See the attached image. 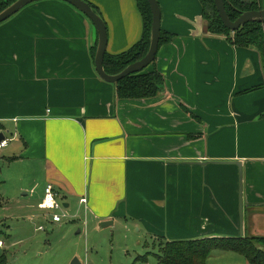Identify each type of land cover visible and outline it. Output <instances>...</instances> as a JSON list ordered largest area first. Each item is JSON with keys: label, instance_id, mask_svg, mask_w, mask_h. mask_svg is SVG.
<instances>
[{"label": "crops", "instance_id": "crops-1", "mask_svg": "<svg viewBox=\"0 0 264 264\" xmlns=\"http://www.w3.org/2000/svg\"><path fill=\"white\" fill-rule=\"evenodd\" d=\"M85 1L104 19L108 55L141 39L135 0ZM157 2L161 30L174 37L146 69L164 81L147 99H118L98 77L96 30L70 4L42 0L0 24V132L41 174L19 191L39 211L48 184L65 209L82 210L84 197L86 219L136 229L151 256L160 239L247 237L264 217L259 53L209 33L200 0ZM227 253L205 264H249Z\"/></svg>", "mask_w": 264, "mask_h": 264}, {"label": "rangeland", "instance_id": "rangeland-1", "mask_svg": "<svg viewBox=\"0 0 264 264\" xmlns=\"http://www.w3.org/2000/svg\"><path fill=\"white\" fill-rule=\"evenodd\" d=\"M3 134L9 144L0 149V259L4 257L7 264H134L138 257L153 251L137 240L136 229L127 230L123 223L100 227L98 222L86 219L76 205L66 208V213L75 218L58 225L41 218L44 212L36 209L37 201L23 196L29 191H19L21 184L40 180L37 164L15 159L17 143ZM27 205L33 208L26 209ZM257 218L255 232L247 230L248 238L264 236V217ZM38 227L44 230L36 231ZM227 255L234 256L213 252L211 258ZM147 258V264H159L153 256Z\"/></svg>", "mask_w": 264, "mask_h": 264}, {"label": "trees", "instance_id": "trees-1", "mask_svg": "<svg viewBox=\"0 0 264 264\" xmlns=\"http://www.w3.org/2000/svg\"><path fill=\"white\" fill-rule=\"evenodd\" d=\"M15 1L0 0V12ZM135 1L143 20L142 37L129 50L120 55L111 56L105 53L103 67L108 75H116L129 64L142 59L148 50L151 26L150 8L146 0ZM223 1L231 21L237 19L241 12L261 9L255 0ZM200 3L202 5L203 19L207 23V31L212 34L226 36L227 40L236 47L255 48L259 53L264 70V24L249 22L235 32H231L221 23L213 0H200ZM89 5L99 14L95 7L91 4ZM173 37V34L161 30L159 46L170 43ZM95 50L96 45L92 51V57H94ZM146 69L129 75L113 84L116 97L121 100L147 99L153 98L162 92L164 88L163 77L156 70L146 72ZM3 129L4 127L0 124V130ZM154 245L157 247L158 252L153 256L156 257L159 264H205L213 252H231L244 257L249 264H264V237H221L187 241H166L160 239ZM148 255L147 253L138 257L134 264L137 262L147 264ZM0 264H7L4 257L0 259Z\"/></svg>", "mask_w": 264, "mask_h": 264}, {"label": "water", "instance_id": "water-1", "mask_svg": "<svg viewBox=\"0 0 264 264\" xmlns=\"http://www.w3.org/2000/svg\"><path fill=\"white\" fill-rule=\"evenodd\" d=\"M42 0H16L12 4H10L7 8L0 12V24L4 23L12 16L17 14L20 10L25 8L26 6L33 4L35 2H39ZM64 1L71 6H73L76 10L81 12L93 25L94 29L97 33V45L94 54V67L95 72L98 77L110 84H115L121 79L139 73L145 70L155 59L158 47H159V39H160V31H161V11L157 0H146L150 12H151V26H150V37H149V46L145 56L126 66L121 72L116 75H108L104 71L103 61L106 53L107 46V29L106 25L101 18V16L96 13L92 7L85 0H61ZM216 12L218 17L223 24V26L231 31L235 32L240 27L249 22H258L264 24V9H260L258 11H247L241 12L239 17L234 21H231L227 15L225 10V5L223 0H213ZM5 139L3 132H0V142ZM64 207H67L66 204H63ZM242 204L240 202V214H241ZM112 222H103L100 224V227L111 226Z\"/></svg>", "mask_w": 264, "mask_h": 264}, {"label": "built area", "instance_id": "built-area-1", "mask_svg": "<svg viewBox=\"0 0 264 264\" xmlns=\"http://www.w3.org/2000/svg\"><path fill=\"white\" fill-rule=\"evenodd\" d=\"M7 140L6 138L0 142V149L6 147ZM79 204L84 212L87 211V200L86 198H80ZM38 208L44 213L42 216L49 219L54 224L61 223L64 219L75 218L76 215L70 217L66 213V209L63 203L57 198L53 186L48 184L44 189V196L41 202L38 204ZM34 218V217H33ZM43 227L36 228V231H43ZM2 244L0 243V246Z\"/></svg>", "mask_w": 264, "mask_h": 264}]
</instances>
